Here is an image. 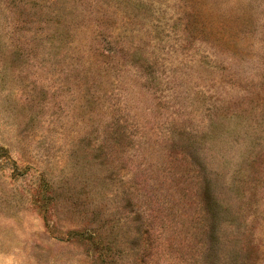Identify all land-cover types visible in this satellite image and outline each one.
I'll use <instances>...</instances> for the list:
<instances>
[{"label":"rangeland","instance_id":"374dc122","mask_svg":"<svg viewBox=\"0 0 264 264\" xmlns=\"http://www.w3.org/2000/svg\"><path fill=\"white\" fill-rule=\"evenodd\" d=\"M0 264H264V0H0Z\"/></svg>","mask_w":264,"mask_h":264}]
</instances>
